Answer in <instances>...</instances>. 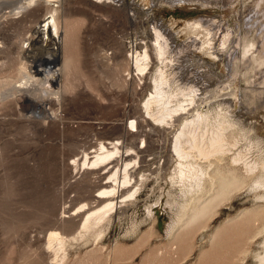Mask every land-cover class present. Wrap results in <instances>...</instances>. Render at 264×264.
Here are the masks:
<instances>
[{
    "label": "rangeland",
    "instance_id": "1",
    "mask_svg": "<svg viewBox=\"0 0 264 264\" xmlns=\"http://www.w3.org/2000/svg\"><path fill=\"white\" fill-rule=\"evenodd\" d=\"M32 1L0 0V264H260L264 231L254 236L264 230V200L256 197L264 194L257 185L261 171L248 178L240 162V188L185 227V219L176 224L183 206L189 214L191 206L213 196L219 185L212 186L206 172H228L233 152L190 160L205 173L200 186L175 173L179 160L173 152L178 130L202 112L211 124L218 118L237 123L229 142H238L244 160L264 159V105L254 93L264 89L252 84L253 67L245 69L242 60L236 62L239 71L218 66L194 53L199 41L186 32L187 21L205 17H221L235 29L256 0L237 8L202 0H125L121 6ZM20 6L25 10L18 14ZM53 11L66 39L57 58L54 46L35 34ZM158 24L171 43L164 64L153 46ZM146 51L147 71L139 75L132 57ZM192 60L203 65L194 67ZM57 69L61 78L43 94L45 77ZM160 70L172 94L165 106L187 105L189 97L181 93L197 90L195 102L168 125L155 120L162 103L145 106ZM228 84L238 95L224 91ZM132 121H142V129ZM113 141L133 153L130 188L139 194L98 229L80 234L85 211L70 213L86 202L91 209L105 202L96 196L111 166L80 172L77 164L101 142ZM53 234L63 241L51 246Z\"/></svg>",
    "mask_w": 264,
    "mask_h": 264
},
{
    "label": "bare ground",
    "instance_id": "2",
    "mask_svg": "<svg viewBox=\"0 0 264 264\" xmlns=\"http://www.w3.org/2000/svg\"><path fill=\"white\" fill-rule=\"evenodd\" d=\"M23 1L25 3L26 0ZM124 1L125 0H93V2L99 4L115 3L120 6L124 4ZM202 1H215L217 3L221 2L224 7L229 6L233 8H237V6L242 3L245 4L247 1L252 2V0ZM164 2L168 3V1ZM31 3L35 4L37 3V0H34L29 4ZM251 4L252 5L249 7L248 14L245 18L246 20L244 19V23L240 22L235 29H231L221 17L216 18V20L205 17L190 19L187 21L186 32L191 35L192 39L199 41V43H196L198 47L196 49L197 51H194V53L202 52L206 56L212 58L217 65H220L221 63V66L225 67V64H227V66L230 67L232 71H239V68L237 67L240 64H237V66L236 62L239 63L242 60L245 69H249L251 66L253 67L252 84H256L258 85L257 87H263L264 89V0H256ZM18 9H20L18 14L25 10V8L21 6ZM56 16V11H53L50 16H48L39 26L36 27L35 34L44 43H50L54 46V52L57 58L62 52V47L66 43V39L64 41V36L61 35ZM243 33H245V35H243ZM251 34H255L254 38L252 39L250 38ZM153 46L160 62L164 64L167 61V54L171 48V43L167 34L162 31L159 24L155 28ZM132 59L134 60V68L138 74L140 73L139 75L147 71V64L145 63L149 61L147 51L143 55L137 53L132 57ZM192 61L194 67L203 65L202 60L197 62L194 60ZM196 72L197 71L195 70V73ZM233 74L234 76L237 75L235 72ZM61 76L62 75L59 69L53 71L50 75H47L45 77V87L44 90H42V93L48 95L47 90L50 88L51 83H58V79L61 78ZM165 78L166 76L164 77L162 70H160V72L155 75V83L153 85L154 89L151 92L150 97L145 102V106L147 107V110H150L153 104L162 103V106H164L157 112L155 120L168 125L169 121H172L171 119L174 118L175 113H184L186 108L195 102L194 97L192 96L197 90L191 94L184 92L181 93L183 96L189 97L187 100L189 103L187 105H183L182 103L176 105L175 109L171 107L169 108L165 105H167L168 101H170L167 99L171 98L172 94H170L169 90H167V81ZM236 80L238 81L239 79ZM31 85H29V83H25L23 86H25V88H29ZM232 88L233 87L228 84L224 87V91L225 89L233 90ZM232 92L235 96L238 95L239 91L238 89H234ZM254 93H257V96L262 103L261 105H264V102L262 101L264 91L259 90ZM247 102L248 101L244 100L243 105L246 106ZM248 109L249 108H247V110ZM260 109L262 108L260 107ZM231 112L234 113L233 111ZM247 112H249V110ZM241 114H243L242 111L239 112L240 117ZM255 114L256 113L254 112V116ZM235 115L233 114V117H235ZM248 115L250 116L252 114L249 112ZM132 122L135 123L138 130L142 129V121ZM226 124L224 118H221L220 120L218 118L213 124H211L209 123L208 116L206 114L197 112L193 118L185 122V124L177 132L173 143V152L178 158L179 163L175 169V173L182 179L184 177H189L195 185H201L205 173L200 167H197V165L190 162L191 159L200 158L205 161H210L213 158L221 156L226 157L229 155V153L233 152L231 159L233 167H231L228 172H225L222 176H220L218 170L214 172L213 176L206 172V176L209 174L208 179L210 180L211 185L215 187L217 184L219 185V188L212 194L213 196L208 197V199L205 201V204L203 205L191 206V211L189 214L186 212L189 206H183V211L176 221L177 225H181L182 221L185 219L183 223L185 227H189L191 225L193 226V224L205 218L208 213L215 209L223 199L227 198L232 192L238 190L242 185V179L238 176V170L235 167L240 165V162L242 165H244L248 178L251 176H256L258 169L261 171V174L259 177H257L259 179L257 185L264 188V159L260 163H251V161L248 162L246 159L244 160V158L241 156V152H239V149L237 148L238 142H229L233 136L230 134V130L236 129L237 123L230 122L229 124ZM107 143L109 144L107 145ZM99 146L100 149H97V151L95 150L92 153V157L90 154L91 152L85 153L83 157L84 160L77 164L79 165L78 167L80 172H82V170L96 171L103 166H111L107 172L109 181L103 184L104 188L96 196L97 200H105V202H103L100 206H97L95 209H91L89 203L86 202L83 203V205L77 210H74L70 213L71 216H75L77 213L85 211L79 226L80 234L98 229V227L103 222L108 220L113 213L122 208L128 201L131 202V200H135L139 194V189L135 191L133 188H130L132 185L131 183L133 176L130 169L132 166L134 167L136 165V162L132 161V158H130L132 157L133 153L131 154L129 151L122 152L119 141L101 142ZM118 159L120 160V166H112L113 163H115V161L117 162ZM243 160L244 162H242ZM143 180L144 178H142L141 182ZM133 190L135 192H133ZM256 197L264 200V194L256 195ZM246 219L248 220V218ZM263 231L264 230H259L254 238L262 235ZM100 235L98 237H100ZM62 241L63 240L59 234H53L50 238V245L53 246L55 242ZM262 246L263 256L260 254L257 255L260 264H264V242Z\"/></svg>",
    "mask_w": 264,
    "mask_h": 264
}]
</instances>
